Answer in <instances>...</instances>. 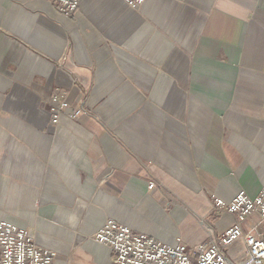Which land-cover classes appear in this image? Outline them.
Returning <instances> with one entry per match:
<instances>
[{
    "label": "crops",
    "instance_id": "obj_1",
    "mask_svg": "<svg viewBox=\"0 0 264 264\" xmlns=\"http://www.w3.org/2000/svg\"><path fill=\"white\" fill-rule=\"evenodd\" d=\"M53 100L81 114L53 125ZM263 184L264 0H0V222L52 264H110L107 220L217 243L234 218L213 197Z\"/></svg>",
    "mask_w": 264,
    "mask_h": 264
},
{
    "label": "built area",
    "instance_id": "obj_2",
    "mask_svg": "<svg viewBox=\"0 0 264 264\" xmlns=\"http://www.w3.org/2000/svg\"><path fill=\"white\" fill-rule=\"evenodd\" d=\"M59 14L73 16L79 9L81 0H47ZM130 8H136L142 0H122ZM53 102H56L52 105ZM50 120L59 122L60 114L67 112L70 119L77 118L80 110L70 111L68 105L53 100L50 103ZM152 188V185H149ZM215 213L226 212L233 216L234 223L224 231L219 242L188 248L183 245L167 246L151 237L133 232L130 228L107 220L94 235L93 240L107 247L111 254L110 264H235L223 253L241 240L247 257L238 264H264V234L255 227L244 231L243 226L252 215L264 221V184L256 198H249L244 192L237 193L229 203L213 197ZM54 255L36 245L32 234L12 224L0 222V264H52Z\"/></svg>",
    "mask_w": 264,
    "mask_h": 264
},
{
    "label": "rangeland",
    "instance_id": "obj_3",
    "mask_svg": "<svg viewBox=\"0 0 264 264\" xmlns=\"http://www.w3.org/2000/svg\"><path fill=\"white\" fill-rule=\"evenodd\" d=\"M249 223L252 227H255L256 230H258V232L260 234H264V221H261L260 218L258 217V215H252L245 224ZM245 226V225H244ZM239 241V240H238ZM241 241V240H240ZM232 247V245H230ZM229 246V247H230ZM228 248V247H226ZM226 248H222L226 249ZM246 250V249H245ZM246 257H247V253H246Z\"/></svg>",
    "mask_w": 264,
    "mask_h": 264
}]
</instances>
